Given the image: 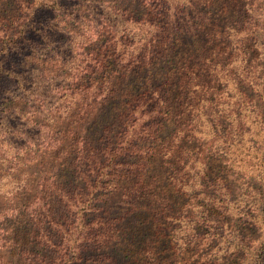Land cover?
Here are the masks:
<instances>
[{
  "label": "trees",
  "instance_id": "trees-1",
  "mask_svg": "<svg viewBox=\"0 0 264 264\" xmlns=\"http://www.w3.org/2000/svg\"><path fill=\"white\" fill-rule=\"evenodd\" d=\"M259 39L264 59V22L243 0H0V118L19 99L76 124L78 143L32 121L8 178L35 192L0 207V264H240L264 196L222 172L249 133L247 106L264 140V65L247 58ZM32 143L66 148L39 190L16 176ZM244 150L264 178V147Z\"/></svg>",
  "mask_w": 264,
  "mask_h": 264
},
{
  "label": "rangeland",
  "instance_id": "rangeland-1",
  "mask_svg": "<svg viewBox=\"0 0 264 264\" xmlns=\"http://www.w3.org/2000/svg\"><path fill=\"white\" fill-rule=\"evenodd\" d=\"M244 6L248 10V16L250 18H253L256 20L257 23H263L264 22V0H243ZM262 17V18H260ZM139 31L135 33V37H137ZM234 40V39H232ZM257 49H255V52L252 53L251 50H247V58H255L256 62H254L256 65H264V59L263 56L260 55V52L262 51V41L259 39L257 41ZM253 64V62H252ZM248 65V64H247ZM247 70H251V68L247 67ZM39 84V83H38ZM40 86H43L45 84H39ZM34 85L30 84V81H27L25 86V91H28L29 89L33 88ZM43 88V87H41ZM227 90H231V87L229 86ZM15 93L19 94L18 97L21 98L23 94V89H17ZM54 99L51 100V102H47L45 108L50 107V103H52ZM32 105L30 103L26 104L22 100H14L13 103H10L8 105V110L6 112V115L4 117L0 118V121L2 120L4 125H9L10 123H14L17 125L19 129V135H10L5 134V136H2V133L8 132L5 126L0 125V207L4 206H12V204L22 203L24 201H29L32 199L33 193L35 191H32V193L28 189H19L20 191L13 190V184L12 181H9V176H12V169L17 165V162L15 163L14 156L16 155V152H19V150H16V147L20 145H25L27 141H30V135L33 136L32 126H34L33 122L34 119L37 120V124L43 125L44 127H47L49 131V134H51V137L57 139L62 138L63 140V146L68 147H76L78 146L77 139H71L74 131V129L77 127L76 124H70L67 120L61 123H53V121L42 119V117H39L32 113ZM104 107L102 106H96L95 109L91 112H89L86 117L88 122L91 118V115L100 112V110H103ZM247 106V122H245V127H247V130H249V133L243 137V142L241 143L242 148L241 150H238L236 152V162L230 165L229 162L226 163L224 170L222 174L226 175L229 181H232L230 184L234 186V190L237 193H242L247 188L248 193L251 192L250 189H248L249 186H252L255 190L261 191V195L264 196V178H260V176H256L258 173L262 175L263 169L260 166V163L252 158L251 156L245 157L243 151L244 149H247V153H253L254 148H261L264 147V140L260 136L258 130L259 125L254 121V114L249 113ZM11 115V116H10ZM18 116V117H17ZM72 118L71 120H73ZM63 120V119H62ZM33 121V122H32ZM12 125V124H10ZM86 126V123H85ZM84 126V127H85ZM83 132V131H82ZM77 131L76 137L79 135H83L84 132ZM257 133V134H256ZM8 137V142H6V138ZM37 137V136H36ZM201 147L204 148V143H201ZM37 144L32 143L29 144V147L31 148L27 150L23 156L24 158L31 159V162L27 164V166L23 167L21 166L19 175H16L21 182V184L25 183V175L23 174L24 171L27 175V179L29 180V183L33 184L35 187L37 185L39 186L40 183L44 180H48L49 182H52L53 179H57L56 172H58V169L56 167L57 164L62 162V157L65 154V149L62 147H59L57 150L61 153L58 154L57 150H49V148L46 150V148H39V146L36 147ZM193 144L192 147H195ZM77 152V151H74ZM246 153V151L244 152ZM22 156V155H21ZM74 156V155H73ZM72 156V157H73ZM3 159V160H2ZM56 159V160H55ZM20 165V164H19ZM223 165V164H222ZM239 165V167H237ZM43 166V167H42ZM217 166V164H216ZM44 168V169H43ZM9 173V176H8ZM238 177V178H237ZM241 177H244L243 179ZM264 177V176H263ZM241 178V179H239ZM16 179V178H15ZM19 184V185H21ZM37 190L40 189V186L36 188ZM13 190V191H12ZM11 194V195H9ZM255 194L260 197L259 192H255ZM15 197L18 200L16 202H11L7 198L8 197ZM116 199H114L115 201ZM57 206V205H56ZM62 208L60 207V210ZM72 219V217H71ZM237 218H234L232 216H228L226 221L229 222L231 225H236L235 220ZM252 235L255 237V240L251 243L250 248L247 249L246 254L241 256L243 258V261L240 264H264V250L263 256L259 258L257 256V251L261 248V246L264 244V228H260L257 231H252Z\"/></svg>",
  "mask_w": 264,
  "mask_h": 264
}]
</instances>
